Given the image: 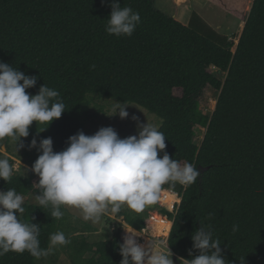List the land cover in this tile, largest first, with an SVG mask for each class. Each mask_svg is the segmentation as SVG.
<instances>
[{"label": "trees", "instance_id": "16d2710c", "mask_svg": "<svg viewBox=\"0 0 264 264\" xmlns=\"http://www.w3.org/2000/svg\"><path fill=\"white\" fill-rule=\"evenodd\" d=\"M109 3L0 0V61L37 77L27 93L35 95L44 84L65 104L66 111L45 130L38 133L44 125L33 122L26 140L51 137L53 150H63L70 135L86 134L93 97L143 107L163 121L158 130L170 158L192 163L200 172L187 188L162 186L180 192L175 212L165 211L172 221L170 250L191 259L190 249L198 254L191 234L200 225L211 226L228 264H264V0H253L249 10H234L244 23L236 43L197 12L185 23L157 9L155 0H120L121 7L139 13L141 23L131 36L110 35L105 31ZM211 68L225 74L223 79ZM207 87L218 92L211 114L200 107ZM196 129L203 131L199 144ZM38 155L35 148L24 150L20 159L29 171L23 176L22 168L8 182L0 179V191L39 194L32 188L38 177L30 170ZM0 157L13 165L9 156L0 152ZM23 206L19 219L39 224L41 249L48 248L51 234L70 226L66 206L61 219L36 203ZM117 215L124 222H117L109 239L68 237L70 264H119L124 228L140 231L145 224L142 213L122 208ZM39 259L10 251L0 256V264H39Z\"/></svg>", "mask_w": 264, "mask_h": 264}, {"label": "clouds", "instance_id": "9594fccd", "mask_svg": "<svg viewBox=\"0 0 264 264\" xmlns=\"http://www.w3.org/2000/svg\"><path fill=\"white\" fill-rule=\"evenodd\" d=\"M109 6L106 33L131 36L141 23L139 13L129 6L121 7L120 0H110ZM36 81L35 75H27L0 61V152L7 150L5 141L10 140L17 153L25 147L21 138L29 136L33 122L44 125L37 130L39 133L66 111L60 93L44 84L35 95L27 93L26 89L35 86ZM129 105L132 104L113 98L108 116L129 118L126 110ZM130 119L136 122L134 135L121 138L111 126L100 127L92 135L77 131L67 138V147L61 151L53 150L51 137L39 142L33 137L27 147L39 153L30 168L38 177L32 184L34 190H39L36 204L50 208L51 217L56 219L64 216L61 209L67 206L80 210L84 221L98 223L102 216H115L125 206L136 214L142 213L146 207L158 203L165 184L178 183L187 188L196 183L200 175L196 165L181 164L165 151L166 137L158 130L162 120L143 123L134 114ZM23 169L25 176L29 169L27 166ZM19 171L20 167L10 164L7 157H0V179L8 182ZM23 205L24 198L15 189L0 191V256L10 251L21 254L27 251L39 259L52 254L57 246L71 242L62 231H57L50 235L48 248L41 249L39 224L19 219L25 212ZM124 230L119 264H174L166 240H149L142 245L136 239L142 235L140 232L133 227ZM232 231H238V225L234 224ZM191 240L192 249L198 250V254L193 256L190 249L191 259L183 258L186 264H228L222 255L221 241L213 238L211 226L200 225L191 234Z\"/></svg>", "mask_w": 264, "mask_h": 264}, {"label": "rangeland", "instance_id": "374dc122", "mask_svg": "<svg viewBox=\"0 0 264 264\" xmlns=\"http://www.w3.org/2000/svg\"><path fill=\"white\" fill-rule=\"evenodd\" d=\"M252 1L253 0H155L154 4L157 9L163 11L165 14L177 17L185 23L189 20L192 12H197L215 30L228 35L229 38L234 40L236 43L237 37L239 36L244 23L238 18L234 10H241L244 8L249 10ZM211 71L214 72L220 79H223L225 75L220 71H217L215 68H211ZM217 96L218 92L211 87H207L204 90L202 96L200 97V107L205 114H211L214 110ZM112 103V99L98 97L92 98L88 111L89 118L85 124L87 135H92L100 127L105 126L113 127L118 136L121 138L134 135L137 132V128L136 122L130 119L133 114L138 116L140 121L143 123H146V120L149 123L160 122L156 115L148 112L146 109L135 103H129L132 105L127 106L126 110L129 113V118L120 119L118 115L108 116V114H110V107ZM202 138L203 131L201 129H196L194 138L195 143L199 144ZM21 140L24 142L25 147L20 148L17 153L15 152L14 145L10 140L5 141L7 144V150L5 152H1L2 154L12 158L14 167L19 166L20 170L23 166H27V164L20 159L22 152L24 150H30L27 147L28 141L26 138L22 137ZM20 160L22 165L20 164ZM22 197L24 198V202L36 203L34 194ZM67 209L72 216L69 220L70 226L68 229L63 230L66 238L77 234H85L90 242L109 239L112 236V230L116 226L117 222H123V219L117 214L115 216L106 214L102 216L98 223H92L90 221L86 222L82 219V212L80 210L70 207H67ZM123 210L129 211L130 209L125 206L123 207ZM148 212L153 215H163L160 213L159 207L156 204L145 208L142 212L144 218L147 216ZM151 232L154 234V231ZM140 233L143 234L142 231ZM146 234L152 238L151 233ZM158 235L162 236L160 233ZM155 239L162 238L157 237ZM144 240L148 242L146 239ZM69 251L68 245L57 246L52 254L46 257L42 256L39 259V264H70ZM172 254L174 264H180V261L181 264H186L183 259L178 258L173 252Z\"/></svg>", "mask_w": 264, "mask_h": 264}, {"label": "built area", "instance_id": "2783aa9c", "mask_svg": "<svg viewBox=\"0 0 264 264\" xmlns=\"http://www.w3.org/2000/svg\"><path fill=\"white\" fill-rule=\"evenodd\" d=\"M179 202L180 192L178 190L165 187L162 188L160 192V199L158 203H156V205L159 207L160 213H162L163 215H153L152 213L148 212L147 216L144 218L145 226L141 229V231L143 232L141 237L143 239H146L147 241L154 240L157 237H161L167 242L172 221L165 213V211L174 213ZM156 227L159 228L160 234H162V236L158 235L159 233L155 231ZM151 231H154V234H152ZM146 233H151L152 238H150Z\"/></svg>", "mask_w": 264, "mask_h": 264}, {"label": "bare ground", "instance_id": "6f19581e", "mask_svg": "<svg viewBox=\"0 0 264 264\" xmlns=\"http://www.w3.org/2000/svg\"><path fill=\"white\" fill-rule=\"evenodd\" d=\"M155 231L157 232V233H160V230H159V228H155Z\"/></svg>", "mask_w": 264, "mask_h": 264}, {"label": "crops", "instance_id": "0c3cea01", "mask_svg": "<svg viewBox=\"0 0 264 264\" xmlns=\"http://www.w3.org/2000/svg\"><path fill=\"white\" fill-rule=\"evenodd\" d=\"M124 222V221H123ZM138 231V230H137ZM138 232H140V231H138Z\"/></svg>", "mask_w": 264, "mask_h": 264}]
</instances>
